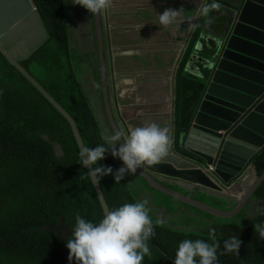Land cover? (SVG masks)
<instances>
[{"label": "trees", "instance_id": "1", "mask_svg": "<svg viewBox=\"0 0 264 264\" xmlns=\"http://www.w3.org/2000/svg\"><path fill=\"white\" fill-rule=\"evenodd\" d=\"M33 1L45 22L50 38L21 64L36 79L31 71V61L36 59L43 62L50 74L49 78L58 82L57 89L60 88L61 83L66 93L56 94L38 79L36 81L75 120L85 147L104 146L102 143L104 136L97 127V118L86 104L84 93L78 89L68 63L71 33L65 2L64 0ZM205 18L197 23L199 26L189 43L190 50H195L196 43L200 41L201 27ZM206 48L207 42L201 41L200 53L205 52ZM0 59L23 79V81L19 78L13 79L17 85V96L30 92L29 99L32 104H23L21 101L19 106L22 119L26 118L24 111H27L36 119L37 127L47 126L48 129L53 130L57 126L58 132L64 138L66 152L59 157L53 144L45 140L42 135H37L34 130L31 131L32 134L19 138L15 137L17 133L9 127L11 125L6 127L0 125V264H65L63 239L56 228L64 224L72 229L76 225L77 214L95 220L91 202L95 212L101 217L104 211L94 183L87 175L88 169L82 164L80 150L69 122L10 65L1 52ZM186 61L187 57L183 59L176 73V88H179L174 112L176 130L189 125L193 116V104L199 95L192 93L195 83L190 85L182 83L180 87L181 80L184 81ZM31 90L37 94V97ZM1 104L0 96V110L5 113L7 109L2 108ZM44 105H46L45 114L41 109ZM87 125L89 128H86ZM104 159L106 163L113 160L109 157V152L105 153ZM254 164L258 175H261L264 172V150L254 159ZM96 166H103V160ZM114 180L113 175L100 179L101 189L108 204L113 196L121 202L114 207L110 206L111 210L125 203L136 202L129 194L123 180L115 183L111 188ZM79 187L82 188V196L74 191ZM253 199L258 200L259 210L264 208V182L254 193ZM259 210L251 222L240 224L249 226L248 231L237 229L235 232V236L239 235L242 241L239 255L220 254L224 252V242L227 238L214 240L203 236L194 239L203 238L209 243L214 241L219 243L218 264H264V240L260 238L259 232L255 231V225L264 226V215ZM239 217L243 215L240 214ZM48 225H51L52 229L47 228ZM153 229L155 236L150 237L148 241L152 256L151 258L145 256L142 264H173L179 243L188 237L177 231L176 234H170L167 228H160L157 225H153Z\"/></svg>", "mask_w": 264, "mask_h": 264}, {"label": "water", "instance_id": "2", "mask_svg": "<svg viewBox=\"0 0 264 264\" xmlns=\"http://www.w3.org/2000/svg\"><path fill=\"white\" fill-rule=\"evenodd\" d=\"M151 2L147 1L146 10L139 14L143 19L154 15L149 6ZM217 4L223 7L221 13L212 9L202 25L203 30L201 27L200 36L206 38V51L200 53L199 41L195 46L196 55L187 64L189 68L193 60L200 63L194 71L188 69V77L199 83V95L193 104L189 125L183 126L186 134L175 140L172 114L165 123L171 129V149L166 159L147 167L165 177L156 181L212 199L213 205L216 200L220 205L239 203L230 213L215 209L229 217L239 212L264 182V172L258 175L252 163L264 150V0H227L217 1ZM160 7L164 9V5ZM234 13H237L235 21ZM102 14L93 15L99 41L103 100L114 132H119V126L125 133L120 123L116 126L112 116ZM198 26L196 23L195 27ZM49 38V31L33 0H0V52L65 117L81 150L84 144L74 119L21 64ZM172 108L175 112L174 102ZM209 167L212 170L208 171ZM141 175L149 179L144 173ZM93 183L106 214L109 210L100 185ZM159 188L169 194L162 186ZM241 190L245 192L239 202ZM196 204L210 209V205Z\"/></svg>", "mask_w": 264, "mask_h": 264}, {"label": "clouds", "instance_id": "3", "mask_svg": "<svg viewBox=\"0 0 264 264\" xmlns=\"http://www.w3.org/2000/svg\"><path fill=\"white\" fill-rule=\"evenodd\" d=\"M73 4L85 8L91 14H100L102 11L112 7L113 0H74ZM218 7L217 3H202L197 8V12L200 15L207 16L211 9ZM183 14V8H167L162 14H158L159 17L157 19L160 25L168 27L182 23ZM139 17L142 18L140 15ZM97 52H99V46L97 47ZM186 77L188 81L191 79L188 77V72ZM175 87L176 78L173 88ZM115 101V97L110 99L112 116L116 126L120 123L125 133L118 126L119 132L116 134L108 119V126L111 130L110 142L113 141L112 148L109 149L105 146H96L94 148L84 146L81 148L79 155L82 164L85 168L91 169L87 175L98 183L102 177L114 175L116 183H119L124 179L125 174L136 173L143 177L141 173H144L149 179L143 178L150 184L161 183L155 180L158 178L159 173L147 166L156 165L166 159L172 144L169 134L171 129L162 127L156 122H147L141 126L128 129L124 117L130 119L133 124L138 122L137 116L133 113L131 116H127L121 104V106L117 107V113L120 114V120H117L114 112ZM173 102L175 103V99ZM128 105L142 112L143 119L145 118L146 110L140 101L132 99ZM108 152L116 158L113 159L114 165L119 169L115 173L110 166H96L99 161L105 158V153ZM119 161L123 162V167H121ZM156 187L160 190L158 186ZM160 191L164 193L163 190ZM104 198L109 211L106 214L104 212L103 218L98 223L86 221L79 214L76 215V225L71 229V233L62 240L63 255L69 254L68 260L70 262L74 260L76 264H142L145 256L151 258L152 251L148 241L150 237L155 236L153 225L157 224L152 219V208H150L151 216L150 209L147 207L149 199L143 198L144 200L140 202L125 203L115 210H111L106 197ZM259 211L264 215V208ZM47 228L52 229V226L48 225ZM211 231L214 233L215 229ZM255 231H258L260 238L264 240V226L255 225ZM72 232L73 237L71 238ZM196 235L199 236V234ZM241 243L242 241L237 236L232 235L225 240L224 252L220 254L235 253L239 255ZM219 247V243L215 241L208 243L200 239H185L178 245L173 264H218L217 251Z\"/></svg>", "mask_w": 264, "mask_h": 264}, {"label": "rangeland", "instance_id": "4", "mask_svg": "<svg viewBox=\"0 0 264 264\" xmlns=\"http://www.w3.org/2000/svg\"><path fill=\"white\" fill-rule=\"evenodd\" d=\"M121 1L122 0H113L112 7L106 11H102L103 12V14H102V31H103L102 40H103V50H104V57H105V63H106L107 86H108V89L110 90L111 98L115 97L116 100L122 104L123 109H124L125 105L128 104L129 101L132 99L125 98L123 100L118 96L117 89H116V81L113 78L112 68H111V63H110L111 48L118 47L120 45V42L117 41V39L114 37L110 38V35L107 34V32L105 33V28L109 24V21L107 20V16L108 15L110 16V11L119 15V13H118L119 5L118 4ZM177 1H182V0H177ZM199 1L200 0H188V2H189L188 12H190V13L193 12L195 15V8H196ZM217 1H222V0H217ZM217 1L216 0H207L205 4L217 3ZM64 2L66 5V8H67L68 27H69V30L71 33V35H70V50H69V54L67 57L68 63L70 65V68H71L72 74L75 78L78 89L84 93L86 104L89 105V107L92 109L94 115L97 118V121H98L97 127L99 128V130L101 131V133L104 136V141L102 143L104 144L105 147H108L109 149H111L113 141L110 142L111 130L108 126V116L106 113L105 102L103 100V91H102L103 80H102V85H101V79L98 78L100 75L98 72L100 70V62H99L100 51L97 52V47H98L99 41H98L95 23L93 21V17H91V13L88 12L83 7L73 4L74 0H64ZM220 6H222V5H220ZM130 7H131V3L128 0L127 5L125 6L126 9L124 10V13L128 14V16H127L128 19L133 21V23L135 20L136 22L143 24L144 23L143 19L138 17V16H135L133 14V12L140 14L141 12H144L146 10V7H143V8L134 7L131 11H130ZM167 8L180 9V8L173 7V4H169V5H164L163 11ZM222 8L218 7L216 9L221 10ZM211 10H210V12H211ZM163 11L160 14H162ZM215 13L219 14V13H221V11L216 12V10H215ZM236 14L237 13L233 14V21H235ZM194 15L193 16L189 15L187 17L192 20ZM198 18H199V20H203L205 18V16L199 14ZM206 18H207V16H206ZM206 18H205V20H206ZM205 20H204V22H205ZM76 21L80 22L81 25L84 27V30L86 31L85 35H86L87 39H89L88 44H82V43L80 44V40L82 41L81 35L79 34V32H75V27H74V23ZM182 22H184L185 24L190 22L186 19L185 14H183ZM145 24L154 25L153 22H147ZM158 26H152L151 29L152 30H161L164 33L165 38L168 40L178 39L179 37H181L183 39L180 41L182 43L181 48L186 47V45L184 43H187L189 40L191 42V40L193 39V37L195 35V34L192 35V37L190 39L186 38V37L184 39L183 38L184 31H179V29L177 28L178 24H173L171 26L164 27V26L160 25V23H159ZM183 27L185 28V25H183ZM194 28L196 29V27H194ZM142 30H149V29H146L143 27ZM202 30H203V27H202ZM142 41L145 43L144 45H148V46H156V45L161 46L164 44V42H160V41H158V39L151 38V37L146 36V35L143 36ZM204 41L206 42V38H204ZM196 45H197V43H196ZM134 46H139V44H135ZM158 53H161V54H158ZM196 53H197L196 49L190 50L188 48V49H186V52L184 54H182L179 51H176V53L169 55V57L171 56V58H172L170 60L171 64L176 66V73H177L179 65L182 63L183 59L185 57H187V60H188L189 58L194 57L196 55ZM146 55H148V59L160 58L162 56V52L157 50V49L145 51L144 59H145ZM190 55H191V57H190ZM192 55H194V56H192ZM199 55L201 56V54H199ZM132 57H134V56H132V55L128 56V58H132ZM134 58H136V57H134ZM137 62H135V63H137ZM186 62L188 64L189 60ZM92 67H95V68H92ZM31 71L34 73V76L36 77V79H38L45 87L52 90L54 93L60 94V95H64L66 93L65 89L63 88V84H61V83L59 86L60 88L57 89L58 82L56 80H52L49 78L50 74L48 73V69L44 66L43 62L38 61L36 59L32 60L31 61ZM160 72H161V70H159V73ZM166 72H167V70L164 71L165 75H166ZM136 73L137 72H135L134 74H136ZM144 75L146 77H148L151 75V72L144 71ZM14 78H19L20 80L23 81L22 78L18 77L13 72V70L10 68V66L5 64L0 59V96L2 98L1 107L2 108L5 107V110L7 109V111L5 113H2V111L0 110V125L3 127H6L7 125H11L9 127L12 128L15 133H17V134H15V137H19V138H23L24 136H26L28 134H32L31 131L34 130V132H36L37 135H42L45 140L50 141L53 144V146L56 150V153L59 157L65 155L66 152H65V146H64V138H62L60 133L58 132L59 129L57 126L53 130L48 129L47 126L43 127V128H39V127H37L36 119H34L33 115H31L27 111H24V116L26 118L22 119L23 116H21V113L19 111V106H20L21 101H23V104H32V102L29 99V94H30L29 91H28V93H26V95L17 96V85L13 81ZM175 78H176V76H175ZM175 78H173L171 84H167V89L170 90L171 88L174 87ZM134 79L137 81V83H142V84L145 83L144 78H142L141 76H136V77H134ZM163 79H164V77L161 76L160 78L156 79L154 82L159 81V80H163ZM182 83H184V81L181 80L180 87L182 86ZM178 91H179V88L175 87L174 88L175 105L177 103ZM31 92H32V90H31ZM32 94L36 95V97H37L36 93L32 92ZM150 94H151L150 92L146 91V93H144L145 98L147 96H149ZM137 97H140V96H137ZM137 97H135V98H137ZM45 107H46V105L41 107L44 114H45ZM144 116L147 120H149L147 122H156L157 124H159L162 127L166 126L167 128H169V126L167 124H165L167 121H161L160 122V117L154 115V113H152V112H146ZM124 121H125L126 126L129 129L131 120L128 119L127 117H124ZM158 122H160V123H158ZM17 123H20V124H17ZM86 128H89V126L87 125ZM98 140L100 141L99 137H98ZM109 157H111V159H116L111 155L110 152H109ZM114 163H115L114 160H112L109 163H106L105 159H103V166L112 167L113 172L117 171L119 169V168L113 167ZM119 164L121 165V167H123V162L119 161ZM66 170L69 174H71L68 169H66ZM70 177H71V175H70ZM125 179H126V174L124 176L123 181H125ZM115 183H116V181L114 180V182L111 184V188L114 187ZM135 185H136V183H135ZM169 186L178 187V186H174L171 184ZM74 191H75V193H77L80 196L83 195L81 187L76 188ZM130 192H131V194H132V196L136 202L143 201L144 199L148 200L147 197H145L144 199L138 198L136 189L135 190L130 189ZM102 193H103V191H102ZM97 195H98V193H97ZM104 200H105V198H104ZM148 202H149L148 205L153 203V201L151 202L149 200H148ZM219 203H220V201L216 200V202H215L216 206L210 205V209H205V210L199 211V214H197L195 212H193L192 214H188V217L186 218L185 221H187V222L192 221V230L188 231L187 235H190L189 233H192V235L195 233V235H196V234H198L199 229L202 228L205 230L204 232L208 235V236H206V237H208V239H214V240L217 239L215 234L211 230L215 229V231H216V229H221L222 225H215L213 227L207 226L208 225V224H206L207 218H209L213 222L224 221V220L232 221V219L230 217H228L227 214H223V213L218 212V210L221 211V209L219 208L220 207ZM251 204H252V207L248 208V209L255 208V211L257 212L259 209L258 200L253 199L251 201ZM148 205H147V207L149 208ZM91 208L93 210L95 220L88 219V218L81 216V215L80 216H81V218L85 219L86 221L98 223L103 218V216L101 217L98 213L95 212L93 202H91ZM215 209H218V210H215ZM103 210L105 212L104 207H103ZM150 214H151V209H150ZM242 215L247 216V214L245 212H243ZM151 216H152V214H151ZM152 219L156 220V218L153 216H152ZM157 219L160 221L159 218H157ZM242 219H243V217H237L236 222L238 220H240L239 223H241ZM170 225L171 226H182V227L187 226V224H185L184 220H181L179 222V224H170ZM196 227H198V230H195ZM234 227L236 229H240V230H247V231L249 230V226L239 225L238 222L234 223ZM57 231L60 234V236L64 239L71 233V228L68 225L60 224L59 227L57 228ZM235 232H233V235L236 234ZM222 237L228 239L231 236L223 235ZM194 240H196V239H194ZM70 264H76V262L71 261Z\"/></svg>", "mask_w": 264, "mask_h": 264}, {"label": "crops", "instance_id": "5", "mask_svg": "<svg viewBox=\"0 0 264 264\" xmlns=\"http://www.w3.org/2000/svg\"><path fill=\"white\" fill-rule=\"evenodd\" d=\"M127 1L128 0H122L118 4L119 5V9H118L119 15H117L116 13H113L112 11H110V16L109 15L107 16V20L109 21V24L105 28V33L107 32V34H109L111 27L116 25L118 23V21H121L124 18H126V21L130 22L131 24H133V21L128 19V17H127L128 14L124 13V10L126 9L125 6L127 5ZM129 1L131 3V7H130V11H131L134 7H140V8L145 7L147 5L146 2L150 1V0H129ZM151 1L152 2L150 3L149 6L152 8L151 9V13L154 14V15H152V16L149 15L148 19H144L143 20L144 21L143 24H140L139 22H136L134 20V24L139 25L141 30H142L143 27L146 28V29H149L152 26H158V24H159L158 19H157L158 18V14H160L163 11V9H161L160 6L165 5V4H167V5L173 4V7H175V8H183L185 16H189V15L192 16V14H193V12H191V13L188 12V9H189L188 8V5H189L188 1H177V0H172V1L171 0H151ZM202 1L203 0H200L198 2L195 10L197 9V7L199 6V4ZM222 1H227V0H222ZM222 10H223V8L221 10L216 9V12L217 11H222ZM133 14L135 16L139 17L138 13L133 12ZM186 19L188 20V17H186ZM147 22H153L154 25L145 24ZM74 27H75V32H79V34L81 35L82 41L80 40V44L81 43L82 44H88L89 43V39H87V37L85 35L86 31L84 30V27L81 25V23L76 21L74 23ZM177 28H178V26H177ZM142 31L144 32V35H146L147 32H148V30H142ZM194 31H195V28L193 29V31L190 32L189 39L194 34ZM185 34H186V31H184L183 38L185 37ZM201 34H202V31H201ZM146 36H148V35H146ZM181 40H183L181 37H179L178 39L169 40L171 43H175V44L178 45V48L175 51H171L169 55H172V54L176 53V51H179L182 54H184L186 52V49L189 48L190 40L187 43H184L186 45V47H184V48H181L182 47V43L180 42ZM200 41H204V39L201 38V36H200ZM143 44H145V43L143 42ZM146 46H147V48L153 47L151 50H156L157 47H158V45H156V46H148V45H146ZM159 51H161V50H159ZM158 54H161V53H158ZM162 54H163V52H162ZM148 55H146L145 59H146V61L149 62L150 59H148ZM194 55H192V56H194ZM190 57H191V55H190ZM111 59H112V57H110V63H111ZM169 59L170 60L172 59L171 56L169 57ZM189 66L190 67L187 68V62H186L185 63V67H184V83L186 85H188V84L190 85L191 83L197 84V82H193L191 80L188 81L186 76H187L188 69H190L191 71H194L197 67L200 66V63L197 62L196 60H193V62L190 63ZM111 68H112V64H111ZM160 70H161V72L158 75H156V76H148V77L145 76V77H142V78H144V82L145 83H151V82H154L156 79L160 78L161 76L164 77V75H165L164 71L166 69L165 68H161ZM112 75H113V68H112ZM113 78H114V76H113ZM114 80H115V78H114ZM163 85H164V82H163ZM166 87H167V85H166ZM162 88H163V91L165 93H167L165 88H164V86H162ZM171 90L174 91V88H171ZM147 91L150 92L151 94L149 96H147L146 98H145L143 92H141L138 96L143 98L141 103L144 106V109L146 110V112H152L153 113L154 108L158 104V101L160 99L159 89H158L157 86H155L153 84V85H148L147 86ZM192 93H198L196 86L192 88ZM174 96H175V93H174ZM119 106H121V103L116 100L115 103H114V112H115L117 120H120V114L117 113V107H119ZM134 110H135V113L137 115L136 118L138 120L136 125L141 126L142 124H144L147 121H149L146 118L143 119V113L142 112H140L137 109H134ZM156 112H158V109H157ZM160 122H158V123H160ZM184 134H186V133H185L183 127H181L180 129L176 130L175 120H174V136H175V140L177 141L179 138L182 139L184 137ZM252 163H254V159H253ZM164 178L165 177L163 175L158 174V179H164ZM125 181L124 182H125L126 188H127L128 192H129V194L131 196H132V194L130 192V189H132V190L136 189L138 198L143 199V198L147 197L151 202L153 201V203L148 205V206H149V208H152L153 216L157 220V221L154 220L155 224H157L160 228H167L168 229L167 231L170 234H176V231L180 232L181 234H184L183 235L184 237H188V238H185V239L194 240L193 238L202 237V236H208L204 232L205 230L202 229V228L199 229V232H198L199 236L195 235V234L192 235V233H189L190 235L187 236L188 231L192 230V221L187 222L185 220L188 217V214H192L193 212L199 214V211L205 210L203 208L205 206L200 205V204H196V203H204L206 205H213V201L214 200L207 199V198H202L199 195H195L193 192H190L188 190L182 189L180 187L169 186V185H167L166 182L154 183V185H156L158 187L162 186L164 188V190L167 191L169 194L162 193V191H160L156 186H154L153 184H150L145 178L141 177L140 175H138L136 173H134V174H126ZM135 183H136V185H135ZM244 192H245V190H241V193H239V195H238L239 202L242 200V198L244 196ZM171 194L176 195L178 197H175V196H173ZM179 197H183V199H181ZM252 200H253V197L251 198V200L246 202L244 207L239 212L229 216L232 219V221L224 220V221H215V222H213L209 218H207V220H206V224H208L207 226L213 227L215 225H222L221 229H216V231L214 232V234H215L217 239L222 238L223 235L232 236L233 232L237 231L236 228H234V229L232 228V227H234V223L238 222V224L240 225L243 222H251V220L253 219L255 214L258 212V211L257 212L255 211V208L248 209V208L252 207V204H251ZM120 203L121 202L115 196H113L109 200V206H111V207H114V206H116V205H118ZM198 205H200V207ZM214 206H216V205H214ZM237 206H238V204L234 205V202L229 203V204H226V203L223 202V203H221L219 208L221 209V211H223V213L224 212L230 213V212L234 211L237 208ZM243 212H245L247 214V216H243V219L241 220V223H239L240 220H238L236 222V218L239 217V215L242 214ZM157 218H159L160 221ZM181 220H184V222H185V224H187V226L182 227V226H171L170 225V224H179V222ZM243 226H246V225H243ZM195 230H198V227H196ZM56 231H57V229H56ZM237 237L240 238L239 235ZM185 239H183V240H185ZM200 240H204L205 242H208L207 239L200 238ZM68 255L69 254H66L64 256L65 264H70V261L68 260Z\"/></svg>", "mask_w": 264, "mask_h": 264}, {"label": "bare ground", "instance_id": "6", "mask_svg": "<svg viewBox=\"0 0 264 264\" xmlns=\"http://www.w3.org/2000/svg\"><path fill=\"white\" fill-rule=\"evenodd\" d=\"M206 1L207 0H203L199 6L202 3L205 4ZM193 15L194 13L192 16ZM198 16L199 13L196 9L192 20L188 18V21L190 22L186 24L184 22L178 24L179 31H186V38L190 37V32L193 31L194 27L196 26ZM183 25H185V28ZM109 35L110 38L114 37L120 42L118 47L111 48V64L113 68V76L116 81L118 96L123 100L125 98H129L141 102L143 98L137 96L141 92L146 93L147 86L154 84L159 89L160 99L158 104L155 106L153 113L154 115L160 117V121H167L171 119L172 114H174L172 108L173 92L171 89H167L166 85L171 84L173 78L176 76V66L171 64L169 54L171 51H175L178 48V45L171 43L168 39H166L164 33L161 30H152L149 28L146 35L151 38H156L158 41L164 42V44L157 47L158 50L163 52L162 56L160 58L150 59L148 62L144 60V53L145 51L151 50L153 47L147 48V46L143 44L142 38L144 36V32L140 29L139 25L134 23L131 24L130 22L126 21V18H124L121 21H118L116 25L111 27ZM135 44H139V46H134ZM129 55H132L136 58H128ZM161 68H165L167 70L163 80L142 84L137 83V81L134 79L136 76L145 77L144 71L151 72L150 76H156L159 74V70ZM134 72L137 73L134 74ZM162 86H164L168 94L163 91ZM134 109L135 108L133 106L126 104L123 110L127 116H131L132 113L137 116ZM157 109L158 112H156ZM136 126L138 125H134L132 123L130 124V127Z\"/></svg>", "mask_w": 264, "mask_h": 264}, {"label": "flooded vegetation", "instance_id": "7", "mask_svg": "<svg viewBox=\"0 0 264 264\" xmlns=\"http://www.w3.org/2000/svg\"><path fill=\"white\" fill-rule=\"evenodd\" d=\"M91 17H93L94 18V15L93 14H91ZM92 68H95V67H92ZM99 72V79H101L102 80V77H101V69L98 71ZM196 88H197V92H198V89H199V83L197 82V84H196Z\"/></svg>", "mask_w": 264, "mask_h": 264}, {"label": "built area", "instance_id": "8", "mask_svg": "<svg viewBox=\"0 0 264 264\" xmlns=\"http://www.w3.org/2000/svg\"><path fill=\"white\" fill-rule=\"evenodd\" d=\"M209 169H211V170H212V167H209ZM209 169H208V171H209Z\"/></svg>", "mask_w": 264, "mask_h": 264}]
</instances>
